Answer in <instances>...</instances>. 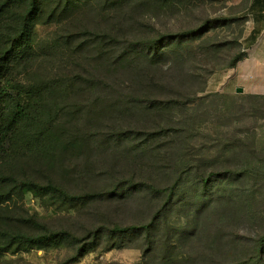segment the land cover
Masks as SVG:
<instances>
[{"label":"rangeland","instance_id":"374dc122","mask_svg":"<svg viewBox=\"0 0 264 264\" xmlns=\"http://www.w3.org/2000/svg\"><path fill=\"white\" fill-rule=\"evenodd\" d=\"M23 1L5 4V33ZM248 4L43 0L15 55L0 36V78L27 111L0 173L28 184L10 214L32 237L0 244V264H231L254 253L264 94L230 67L252 49ZM53 231L63 236L48 240Z\"/></svg>","mask_w":264,"mask_h":264},{"label":"trees","instance_id":"16d2710c","mask_svg":"<svg viewBox=\"0 0 264 264\" xmlns=\"http://www.w3.org/2000/svg\"><path fill=\"white\" fill-rule=\"evenodd\" d=\"M8 1L10 0H0V36H7L8 48L4 52L6 56L9 54L15 55V50L21 47L25 43V40L29 39V36L33 32L34 19L40 12L43 5V0H24L23 4H25V9L16 13V18L13 24L8 27L12 28V31L5 33L3 31L4 24L2 23V16L5 9L4 7L6 6L5 4L8 3ZM257 6L259 9L264 8V0H249V4L246 8L249 11V15H253V9ZM260 16H263V13H261ZM257 33L258 30L254 27L250 34L244 38L245 43L250 45L256 39ZM22 55H16V57H21ZM243 57H245V53L235 57L230 64V67H234L235 63ZM2 64L3 63L0 60V65ZM197 91H204L203 86L201 85ZM9 101L12 105L11 108H13L11 113L8 106ZM25 106L26 105L22 102V99L15 96L12 87L0 78V162L9 154L12 146V139L14 135L13 121L16 117L27 114ZM7 172L3 171L0 173V244L6 247L13 245L20 237L24 238L26 241L32 240V237L27 234L19 233V235H17L18 233L12 228L10 214L12 205L14 206L15 204L16 196H19L22 200L24 197V187L28 184L17 179L11 172ZM150 226L151 222L142 226L114 225L113 230L119 233H125L130 230L149 228ZM62 234L63 233L60 231H53L48 235H45V237H48V240H56L61 238L63 236ZM258 241L257 245L254 246V253L250 254L247 260L234 261L231 264H264V251L262 250L264 247V237L260 238ZM40 242L41 241L35 243Z\"/></svg>","mask_w":264,"mask_h":264},{"label":"crops","instance_id":"0c3cea01","mask_svg":"<svg viewBox=\"0 0 264 264\" xmlns=\"http://www.w3.org/2000/svg\"><path fill=\"white\" fill-rule=\"evenodd\" d=\"M263 13V16L260 14ZM252 27L258 30L256 39L248 45L251 52L239 60L233 68V78L238 86H245L249 92L264 94V8L255 7L250 14Z\"/></svg>","mask_w":264,"mask_h":264},{"label":"water","instance_id":"95a60500","mask_svg":"<svg viewBox=\"0 0 264 264\" xmlns=\"http://www.w3.org/2000/svg\"><path fill=\"white\" fill-rule=\"evenodd\" d=\"M237 91H242V88L241 87H237Z\"/></svg>","mask_w":264,"mask_h":264}]
</instances>
